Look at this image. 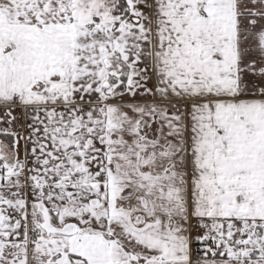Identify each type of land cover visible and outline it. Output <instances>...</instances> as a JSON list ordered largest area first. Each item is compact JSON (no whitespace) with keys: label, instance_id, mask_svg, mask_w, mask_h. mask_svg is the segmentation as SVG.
<instances>
[{"label":"snow or ice","instance_id":"6c2138e0","mask_svg":"<svg viewBox=\"0 0 264 264\" xmlns=\"http://www.w3.org/2000/svg\"><path fill=\"white\" fill-rule=\"evenodd\" d=\"M0 264H264V0H0Z\"/></svg>","mask_w":264,"mask_h":264}]
</instances>
